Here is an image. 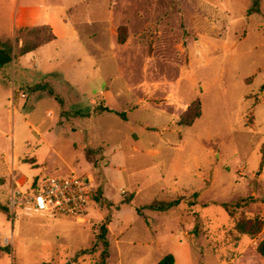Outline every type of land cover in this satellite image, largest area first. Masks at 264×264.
Masks as SVG:
<instances>
[{
    "label": "rangeland",
    "instance_id": "rangeland-1",
    "mask_svg": "<svg viewBox=\"0 0 264 264\" xmlns=\"http://www.w3.org/2000/svg\"><path fill=\"white\" fill-rule=\"evenodd\" d=\"M0 41V264L98 263L107 219L106 264H264L245 248L264 239V0H0ZM72 173L96 190L82 221L11 211L13 188Z\"/></svg>",
    "mask_w": 264,
    "mask_h": 264
},
{
    "label": "built area",
    "instance_id": "built-area-1",
    "mask_svg": "<svg viewBox=\"0 0 264 264\" xmlns=\"http://www.w3.org/2000/svg\"><path fill=\"white\" fill-rule=\"evenodd\" d=\"M95 187L87 176L45 177L28 188L15 187L9 196L12 212L73 217L82 221L92 203Z\"/></svg>",
    "mask_w": 264,
    "mask_h": 264
},
{
    "label": "trees",
    "instance_id": "trees-1",
    "mask_svg": "<svg viewBox=\"0 0 264 264\" xmlns=\"http://www.w3.org/2000/svg\"><path fill=\"white\" fill-rule=\"evenodd\" d=\"M125 41H126L125 35H122L120 37V42L124 43ZM37 48H38V45L34 46L31 43H25L23 47L21 48V55L29 54ZM14 59L15 57H14V51H13L12 46L6 42L0 41V67H4V66L11 64ZM49 93L52 95L53 90H49ZM200 107H201L200 102L193 103L188 108L186 113L181 117L180 125L192 126L195 120L201 117ZM101 111L117 113L105 106L101 107ZM117 114L120 115L121 117H125V114L123 113H117ZM95 195H96V191L94 193V200H95ZM178 205H179L178 200L171 201V202H155L150 205H147L145 209L152 210V211H158V212H165ZM109 223H110V220L107 219V221L101 226L100 234L97 235V242L94 248L98 249V246L101 243L102 251H101V261L95 264H106V259L109 258V253H108V248H109L108 224ZM262 225H263V221L258 218H255L252 220H239L236 223V229L240 233L244 235H248L249 237L253 238L254 236L260 233ZM257 252L264 259V239L258 244ZM158 264H175V257L172 253H169L165 255Z\"/></svg>",
    "mask_w": 264,
    "mask_h": 264
},
{
    "label": "crops",
    "instance_id": "crops-1",
    "mask_svg": "<svg viewBox=\"0 0 264 264\" xmlns=\"http://www.w3.org/2000/svg\"><path fill=\"white\" fill-rule=\"evenodd\" d=\"M109 229H111V226H109ZM263 239H261L260 241H258L257 239H254V240H251V242H249V243H247L246 245H245V248H250V247H252L253 248V250H254V252L257 254V255H259L258 254V252H257V246H258V244L262 241ZM174 257H175V264H179V257L176 255V254H174ZM261 257V256H260ZM187 262H188V264H192V261H191V255H190V251H189V248H188V255H187ZM73 264V263H72ZM247 264H251L250 263V261H248V263Z\"/></svg>",
    "mask_w": 264,
    "mask_h": 264
}]
</instances>
